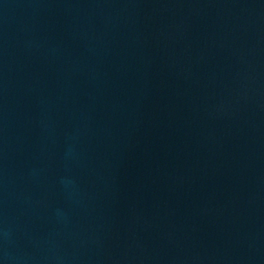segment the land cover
<instances>
[{"label": "water", "instance_id": "obj_1", "mask_svg": "<svg viewBox=\"0 0 264 264\" xmlns=\"http://www.w3.org/2000/svg\"><path fill=\"white\" fill-rule=\"evenodd\" d=\"M0 264H264V0H0Z\"/></svg>", "mask_w": 264, "mask_h": 264}]
</instances>
